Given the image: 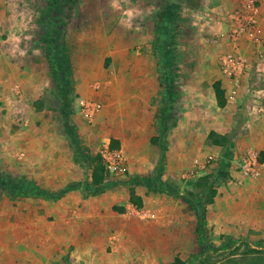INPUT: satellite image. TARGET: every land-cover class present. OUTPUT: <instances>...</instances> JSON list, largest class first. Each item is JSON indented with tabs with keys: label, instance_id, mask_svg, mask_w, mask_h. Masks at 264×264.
Listing matches in <instances>:
<instances>
[{
	"label": "rangeland",
	"instance_id": "obj_1",
	"mask_svg": "<svg viewBox=\"0 0 264 264\" xmlns=\"http://www.w3.org/2000/svg\"><path fill=\"white\" fill-rule=\"evenodd\" d=\"M260 2L263 9L264 0ZM157 6L162 9L161 14L167 13L166 17L172 20L176 61L170 69L172 94L164 97L158 83L149 86L150 91H158L152 104L158 118L154 133L165 131V165L159 166V148L151 144L150 130L136 131L132 123L125 122L117 125L116 132L123 141L119 150L121 168L107 172L105 182L94 188L89 180L91 158L99 154L116 129L112 119L117 105L107 97L117 89V77L111 64L108 69L99 67L104 54L101 50L89 57L90 73L77 74L73 67V72L66 71V75L64 56L51 65L45 52L52 44L59 52L66 47L71 55V49L78 50L83 42L95 41L94 46L99 49L118 34L136 36L137 27L148 32L156 21ZM226 16L221 0H0V55L7 50L8 67L14 73L16 67L26 70L28 79L32 74L35 78L29 82L36 81L33 87L15 79L6 89L0 82V200L19 197L15 189L25 183L39 186L48 179L69 176L72 181L45 190L50 195H63L67 188L80 184L85 191L77 189L82 198L73 201V217L96 230L90 236L85 235L89 231H81L79 242L69 245L70 251L96 250V259L53 260L50 264H191L207 248L225 250L230 239L262 245V166L256 177L245 175L241 167L243 158L250 159L252 153L260 158L261 153L238 150L236 140L229 135L218 133L225 136L223 146L212 145L207 139L229 117L228 111L210 95L211 85L220 73V60L230 50L226 36L230 20L227 19V29L222 30L221 26ZM3 44L7 47L3 48ZM168 54L169 51L162 55ZM4 62L0 59V68L5 67ZM251 64L255 72L250 74L247 92L235 108L237 126L248 114L249 101L254 100L253 85H264L258 63L251 60ZM12 87L25 90L23 96L12 91ZM175 96L176 102H171ZM92 104L102 105L101 112H91L92 107L86 109ZM77 116L88 130L84 136L76 125ZM66 129L74 137L67 135ZM54 133L66 138L60 147L68 153L66 160L72 157L75 163L68 169L58 167L64 163L59 157L41 155V149L55 146ZM39 164L44 165V170L32 173L33 165L37 170ZM46 164H52L53 170L47 169ZM35 176H40L41 181ZM203 177H209L208 182L218 193L201 222L196 203L208 198L205 187L198 182ZM131 189L142 196L143 208L130 203ZM114 207H125L126 211L120 214ZM96 208L102 220L96 225L88 221L94 223L91 226L81 217L94 214ZM247 252L241 248L234 256L220 255L210 263L264 264V257L246 256Z\"/></svg>",
	"mask_w": 264,
	"mask_h": 264
},
{
	"label": "crops",
	"instance_id": "obj_2",
	"mask_svg": "<svg viewBox=\"0 0 264 264\" xmlns=\"http://www.w3.org/2000/svg\"><path fill=\"white\" fill-rule=\"evenodd\" d=\"M220 1V0H219ZM243 0H221L226 7L227 15L226 20L223 23L222 30L227 29V19L230 20L235 7ZM150 26V25H148ZM148 32L141 31L140 27L136 32V36L131 35L129 37H123L118 34L114 40L110 39L109 45H105L102 48L94 46L95 41L89 44V42H83L77 49H71V55L69 56L72 62V67L75 68L76 73H90L88 70L92 69V62L89 58L91 54L96 50L103 51V57L100 60L99 67L108 69L110 64L113 68V74L117 77V89L110 94L108 99L115 102L113 110L116 108V115L113 116V124L116 125L114 135L107 140L105 145H109L111 139H117L120 145L123 144L122 137L117 135V125L120 126L125 122L133 124L132 129L139 131L140 129L150 130V142L151 139L156 136L155 117L156 110L152 109L153 100L156 97L155 94L158 91H150L149 86L158 83L160 91L159 72L156 57L153 54V42L155 39V22ZM257 35L264 42V4L263 9L260 2V10L258 14V27ZM226 31L223 32L225 34ZM85 40V39H84ZM87 41V40H85ZM4 43H7L6 41ZM3 48L7 45L3 44ZM106 47V48H105ZM137 48L133 51V48ZM242 47L247 53V57L252 62H257V71L264 77V47L260 51H256L253 44L248 41L242 42ZM228 48V47H227ZM70 49V48H69ZM82 53L79 56L77 53ZM263 54L262 58L259 57ZM8 53L7 50L2 51L0 59L5 60V67L0 68V82L5 85L15 79L19 80L22 85L26 81L30 83V79L35 80L32 76L26 77L28 71L21 69H15V73L12 67H8L6 62ZM8 60V59H7ZM91 65V66H90ZM256 71V74L259 73ZM253 74L255 68L252 70ZM251 72V73H252ZM78 78V75H77ZM29 85L35 87L33 81ZM131 81L134 83L132 84ZM217 81H221L222 88L225 90L226 106L224 111H228L229 117L224 121H221V125L214 129L215 132L229 135L236 140L235 146L238 150L252 149L260 153H264V112L259 115H252L250 104L255 102L260 95L258 90L262 89L264 93V86L254 91V100H250L248 107V114L243 119L240 126H237V104L245 96L247 92L249 79L244 78L243 83L247 88L243 90V94L237 100L230 99V91L233 88V81L225 77L221 71L218 73V79L211 85L210 95L213 100H216L213 84ZM21 85V86H22ZM30 86V87H31ZM12 91L23 96V91L20 87H12ZM107 99V100H108ZM84 110V109H83ZM101 109L98 112H101ZM127 115V117H126ZM90 115L86 114L88 118ZM125 116V117H124ZM127 118V119H125ZM75 122L79 128V133L84 136L88 133L86 126L82 124L80 117H75ZM154 127H153V126ZM217 126V125H216ZM238 127V128H237ZM51 137L55 142V146L47 149H41V155L48 156L53 155L54 158L59 157L63 160V164H57L68 169L75 163L71 158H65L66 151L64 147H60L63 141L66 139L63 134L54 133ZM152 144V143H151ZM153 145V144H152ZM154 147H158L153 145ZM159 148V147H158ZM71 150V149H70ZM68 152V151H67ZM40 154V153H39ZM74 163V164H73ZM40 168L35 169L33 165L32 173L43 171L42 164L38 165ZM52 164H46V168H51ZM262 182L264 183V163L262 164ZM36 180L41 181V177L35 176ZM91 181V178L89 177ZM72 181L71 177L65 178L55 177L53 180L48 179L43 184L39 185L42 189L61 187L65 183ZM91 183V182H90ZM81 191L75 189L67 191L59 200L52 198H28L17 197L15 199L3 198L0 200V264H50L53 260H70L80 258L88 262L89 260L96 259V250L94 249H80L70 251L69 245L72 242H79L78 236L81 231L85 232V235H93V231L96 232L94 227L87 228L81 225V221L74 219L72 206L73 201L78 198H82ZM138 194V193H137ZM139 195V194H138ZM86 203V200H85ZM95 213L90 215L85 214V217H81L86 221H94L95 225L98 221L102 220L101 212L95 209ZM91 224L90 222H88ZM94 225V223H92ZM91 224V226H92ZM97 227V226H96ZM112 258V257H111ZM75 262H80L79 260Z\"/></svg>",
	"mask_w": 264,
	"mask_h": 264
},
{
	"label": "trees",
	"instance_id": "obj_3",
	"mask_svg": "<svg viewBox=\"0 0 264 264\" xmlns=\"http://www.w3.org/2000/svg\"><path fill=\"white\" fill-rule=\"evenodd\" d=\"M161 4H159L160 8ZM157 6V10L155 12V39L153 42V54L156 57L157 66H158V72H159V81H160V92L163 94L164 97H167L168 95L172 94L171 89V78H170V69L171 65H175V55H174V48H173V41H172V20L170 17H166L167 13L161 14V10H159ZM161 16V17H160ZM52 48L49 50H46V56L50 62V64H56L60 56H64L62 60H64L65 68L64 72L65 75L67 74L66 71L73 72L72 62L69 56V51L66 49V47L59 52L55 46L51 44ZM167 51L170 52L167 56L163 57V53H167ZM159 55H162L161 57ZM176 70L178 68L176 67ZM65 78V77H64ZM72 89H74V83H72ZM264 86V85H263ZM262 86V87H263ZM213 89L215 91L216 100L219 105V107L224 108L227 104L226 98H225V90L222 88L221 81H217L213 84ZM178 96V95H177ZM177 97L171 101L176 102ZM157 118V115L156 117ZM158 119V118H157ZM155 120V127L157 128L158 120ZM66 134L74 137L72 135V131H69L66 129ZM208 140L211 141L212 145L215 146H223L226 144L225 136H222L215 131H211L208 135ZM166 141V134L165 131H161L160 134L157 133L156 136H154L151 139V143L155 146L159 147V160L160 164L159 166L161 168L164 167L166 162V155H167V149L165 145ZM110 149L119 151L121 148L120 142L117 139H111L110 141ZM260 163H264V153H261L260 157ZM91 165L93 166L92 173H91V185L96 188L100 187L106 180L105 176H107V170L106 164L101 157L100 154L96 155L95 157L91 158ZM220 168H223V164L220 165ZM209 177H203L198 180L199 186L205 187V194L207 192L208 198L205 199V201L197 202L196 204V210H197V216L201 222L205 220V213L206 209L209 205L213 204L215 201V198L217 196V189L212 185V182L209 183ZM80 189L81 191H85V189L79 184L74 185L71 188H67L65 191H63V194L67 191ZM16 195L19 197H28V198H52L55 200H59L63 195H57L49 194V191L42 189L36 184L33 183H25L22 185V187H17L16 189ZM165 193H169L168 189H163ZM182 194V193H179ZM130 203L135 206L138 209H141L144 207V200L142 196L138 195L134 189H131L130 191ZM113 210L115 212H118L120 214H124L126 209L125 207H114ZM228 247H226L225 250L222 249H213V248H207L205 252L195 256L192 260L191 264H211L210 262L213 261V259L217 258L220 255L226 256H234L241 248H246L248 252L245 254L246 256H253L257 258H263L264 257V242L262 245L258 246L254 243H252L249 240H241V239H230L229 243H226ZM223 257V258H226ZM221 260V259H220ZM179 264H185L183 261H177ZM219 262V261H218Z\"/></svg>",
	"mask_w": 264,
	"mask_h": 264
},
{
	"label": "built area",
	"instance_id": "obj_4",
	"mask_svg": "<svg viewBox=\"0 0 264 264\" xmlns=\"http://www.w3.org/2000/svg\"><path fill=\"white\" fill-rule=\"evenodd\" d=\"M259 10L260 0H243L238 3L230 18L226 33L230 43V50L220 60V71L234 83L230 91L231 100H237L243 94V90L246 88L243 80L244 78L249 79L253 70L251 60L247 57V53L242 47V42H250L254 45L256 51H260L264 47V42L256 32ZM262 56L263 54L259 52V57L262 58ZM252 88L255 91L262 87L254 88L253 85ZM258 94L260 98L250 104L253 116L264 112V93L262 89L258 90ZM89 107H92V109H89ZM86 109L96 112L101 109V105L92 104L91 106H86ZM86 114L90 115V112L88 111ZM99 154L103 158L109 172L119 171L122 164V156L119 151L111 150L109 145H104L100 149ZM252 156L250 159L243 158L241 167L245 175L256 177L260 174L262 164L257 153H252Z\"/></svg>",
	"mask_w": 264,
	"mask_h": 264
}]
</instances>
